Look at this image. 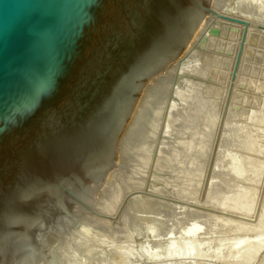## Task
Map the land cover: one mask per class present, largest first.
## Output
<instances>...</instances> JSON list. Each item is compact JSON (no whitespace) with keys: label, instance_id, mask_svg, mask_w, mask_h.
Here are the masks:
<instances>
[{"label":"water","instance_id":"obj_1","mask_svg":"<svg viewBox=\"0 0 264 264\" xmlns=\"http://www.w3.org/2000/svg\"><path fill=\"white\" fill-rule=\"evenodd\" d=\"M211 2L0 0V264H46L78 238L136 107L205 14L247 30Z\"/></svg>","mask_w":264,"mask_h":264},{"label":"rangeland","instance_id":"obj_2","mask_svg":"<svg viewBox=\"0 0 264 264\" xmlns=\"http://www.w3.org/2000/svg\"><path fill=\"white\" fill-rule=\"evenodd\" d=\"M212 8L247 20V30L209 14L136 110L120 148L125 162L96 192L77 241L48 264H239L231 242L262 237L254 232L264 228V0H213ZM241 185L249 186L238 205ZM186 239L201 256L179 258ZM254 249L240 264H264V245Z\"/></svg>","mask_w":264,"mask_h":264},{"label":"bare ground","instance_id":"obj_3","mask_svg":"<svg viewBox=\"0 0 264 264\" xmlns=\"http://www.w3.org/2000/svg\"><path fill=\"white\" fill-rule=\"evenodd\" d=\"M212 3H213V0H212V2H211V5H212ZM209 14H210V12H208L207 14H205V16L202 18V20H201V22H200V24L197 26V28L195 29V31H194V33H193V35H192V37H191V39L189 40V42H188V44L186 45V47L184 48V50L181 52V54L175 59V60H173L164 70H163V72L157 77V79L153 82V84L150 86V88L148 89V91L145 93V95L143 96V98L140 100V102H139V104H138V106L136 107V109H135V111H134V113H133V115H132V118H131V120H130V122H129V124H128V126H127V129H126V131H125V133H124V136H123V139H122V141H121V144H120V147H119V149H118V151H117V158H116V164H115V166L117 167V163L119 162V160H118V156H119V151H120V155H122V151H121V146H122V143H123V141H124V137H125V134H126V132L130 129V124L132 123V121L134 120V118L136 117V110L138 109V107H139V105L141 104V102H142V100L144 99V97L146 96V94L149 92V90H151V87L154 85V84H156L155 82L157 81H159L160 80V78L161 77H164V75H167L169 72H168V70L171 68V66H173L174 67V65H177V64H175L176 62H179V60L181 59V57H183V55H184V53L187 51V49L189 48V46H190V44H191V42H192V40H193V38L195 37V35H196V33L199 31V30H201V27L204 25L203 23H205V21H206V18L209 16ZM219 19H221V18H219ZM221 20H224V19H221ZM224 21H228V20H224ZM228 22H231V21H228ZM232 23H235V22H232ZM235 24H238V23H235ZM238 25H241V24H238ZM242 26V25H241ZM239 30V29H238ZM199 33V32H198ZM198 35V34H197ZM172 67V68H173ZM170 70H172V69H170ZM168 72V73H167ZM167 73V74H166ZM163 79V78H162ZM161 79V80H162ZM227 100V99H226ZM262 107V106H261ZM264 107V106H263ZM262 112V111H261ZM264 114V113H263ZM258 115V114H257ZM257 119V118H256ZM257 123V122H256ZM245 135V134H244ZM258 137V136H257ZM242 139H245V138H242ZM258 139V138H257ZM246 140V139H245ZM240 141V140H239ZM249 141V140H248ZM241 144V143H240ZM250 146V145H249ZM262 146V145H261ZM260 146V147H261ZM259 148V147H258ZM255 151V150H254ZM244 153V152H243ZM253 154V153H252ZM262 154V153H261ZM255 156V155H254ZM257 156V155H256ZM230 158H231V160H232V157L230 156ZM229 158V159H230ZM249 159V158H248ZM248 159H246L247 161V164H248V166H250V164L248 163ZM230 160V161H231ZM234 161H232V162H230V166H232V164H233V162H235L236 160H235V158L233 159ZM242 160V159H241ZM251 161V160H250ZM242 162H245V161H242ZM245 162V163H246ZM252 162V161H251ZM255 162H256V160H255ZM235 163H237V161L235 162ZM241 162L239 161V163L238 164H240ZM244 163V164H245ZM237 164V165H238ZM243 164V163H242ZM242 164H240V165H242ZM247 164H245L246 166H247ZM256 164V163H255ZM251 165H253V164H251ZM114 166V167H115ZM234 167H235V170L237 169V167L235 166V165H233ZM247 166V167H248ZM113 167V168H114ZM241 167V166H240ZM240 167H238L239 169H240ZM246 167V168H247ZM251 167V166H250ZM249 167V168H250ZM113 168L112 169H110L108 172H107V175H106V178H107V181H109V179H110V175L113 173ZM243 168H244V165H243ZM245 168V169H246ZM248 168V170L247 171H249V170H251V168H254V166H252L250 169ZM238 169V172L240 171ZM244 169V170H245ZM235 170L233 171L234 173H235V175H234V177L236 176V175H238L236 172H235ZM242 170V172H240L239 174H245V171L243 170V169H241ZM230 171V170H229ZM232 171V170H231ZM230 171V172H231ZM244 171V172H243ZM246 171V172H247ZM248 173H250V172H248ZM254 173V172H253ZM232 174V173H231ZM242 175H240V176H242ZM247 175V174H246ZM249 175V174H248ZM253 175V174H252ZM238 177V176H237ZM237 177H236V179H237ZM243 177H248V176H245V175H243ZM106 178H105V180H106ZM240 178V177H239ZM244 179V178H243ZM243 179H241V181L242 182H244V181H246V180H243ZM250 179V178H249ZM249 179H247V181H249ZM252 179V178H251ZM105 180H104V182H105ZM239 180V179H238ZM104 182L102 183V185L100 186V187H102L103 186V184H104ZM245 183V182H244ZM243 183V184H244ZM248 183V182H247ZM107 184V183H106ZM246 184V183H245ZM250 184V183H249ZM253 184V183H252ZM251 184V185H252ZM256 184V183H255ZM105 186V185H104ZM247 186V185H246ZM249 186V185H248ZM248 186L245 188V186L244 185H241L240 187V189H238L239 190V194L237 195V198H235L236 199V202H238V201H241L242 200V198L243 197H246L244 194L245 193H243L244 191H246L247 189H248ZM100 187H99V189H100ZM232 187V186H231ZM255 188V187H254ZM243 189H244V191H243ZM250 189V188H249ZM252 190V189H251ZM249 191V190H248ZM250 192V191H249ZM249 192H248V194H249ZM236 194V193H235ZM247 194V193H246ZM232 196V195H231ZM234 196V195H233ZM236 196V195H235ZM250 196H252V193L250 194ZM249 198H251V197H249ZM247 199V198H246ZM252 199V198H251ZM254 200V199H253ZM232 200H230V199H226L225 200V202L224 203H222V205H226L227 206V204H229L230 202H231ZM246 201V200H245ZM249 201V200H248ZM233 203H235V201H232ZM242 202V201H241ZM240 202V203H241ZM243 202H244V200H243ZM251 202V201H250ZM249 202V203H250ZM245 203H247V202H245ZM232 204V203H231ZM230 204V205H231ZM236 204H238L239 205V202L238 203H236ZM242 204V203H241ZM244 204V203H243ZM234 205V204H233ZM247 205V204H246ZM245 205V206H246ZM228 207V206H227ZM230 207V206H229ZM234 207V206H233ZM237 207H240L241 208V205L240 206H237ZM242 207H244V206H242ZM263 218V217H262ZM261 218V219H262ZM261 223H263V224H261V227H264L263 225H264V222H262L261 221ZM82 227H83V223H82V226H81V230H82ZM198 228V227H197ZM257 230H259V228H257L256 229V232H254L255 233V237L257 238V236H262V237H260V238H258L257 240H255V241H250V239H248V237H251V236H247V238H243V239H241V240H238V241H236V242H231L232 244H230L229 246V248L228 249H230L229 251H230V253L232 254V255H234V256H232V257H234L236 260H237V262H239V264H240V262H243V261H245V260H248L249 258L251 259L252 258V256H251V254H249L250 253V251L252 250V249H256L257 248V250H259L263 245H264V228L263 229H261L260 228V230L257 232ZM240 231V230H239ZM255 231V230H254ZM189 233H190V231H189ZM249 233V232H248ZM80 234H81V231H80ZM189 235V234H188ZM187 235V236H188ZM194 235H197L196 234V232L195 231H193L188 237H193ZM249 235V234H248ZM149 236V235H148ZM196 237V236H195ZM235 237V236H234ZM242 237V236H241ZM198 238V237H197ZM224 239V238H223ZM251 239H254V238H251ZM77 241V239L75 240V241H73L72 243H70L69 245H67V246H65V247H63L62 249H60V250H58L50 259H49V261L46 263V264H48L49 262H50V260L59 252V251H61V250H63L64 248H66V247H68V246H70L71 244H73L74 242H76ZM178 241H180V240H178ZM184 242V243H183ZM182 243L183 244H181V243H179L178 244V246H180V247H178L177 246V250H178V248H179V251H178V253H177V255L179 256V258H181V257H190V256H194V257H196V256H201V253L197 250V247L196 246H194V242H192V241H189L188 239H186L185 241H183ZM173 242H171V243H169V244H172ZM219 245V244H218ZM222 245V244H221ZM170 246V245H169ZM174 246H176L175 245V243L174 244H172L170 247H174ZM167 247H168V245H167ZM225 247H227V246H225ZM176 247H174L173 249H175ZM181 248V249H180ZM216 248H218V247H216ZM227 249V250H228ZM254 249V250H255ZM172 249L170 248V251H171ZM219 250V249H218ZM226 250V249H225ZM226 250V251H227ZM167 252L169 251V249H167L166 250ZM169 251V252H170ZM223 251V250H222ZM229 251H227V252H229ZM256 251V250H255ZM251 252H253V251H251ZM155 253V252H154ZM176 253V252H175ZM255 255H256V253L255 252H253ZM170 254V253H169ZM230 254V255H231ZM167 256V255H166ZM181 256V257H180ZM177 257V256H176ZM112 258V257H111ZM173 258V257H172ZM199 258V257H198ZM215 258V257H214ZM219 258V257H218ZM229 259H232V258H230V257H228ZM227 258V259H228ZM221 259V258H220ZM253 259V258H252ZM230 261V260H229Z\"/></svg>","mask_w":264,"mask_h":264}]
</instances>
